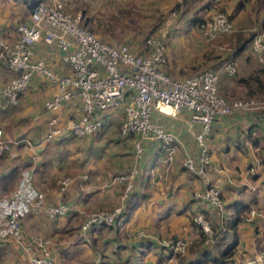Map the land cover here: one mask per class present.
Returning <instances> with one entry per match:
<instances>
[{
  "label": "crops",
  "instance_id": "crops-1",
  "mask_svg": "<svg viewBox=\"0 0 264 264\" xmlns=\"http://www.w3.org/2000/svg\"><path fill=\"white\" fill-rule=\"evenodd\" d=\"M207 5L208 1L200 6L201 10ZM226 7L232 10L230 3ZM30 9L27 0H0V39L14 40L17 24L29 22ZM197 13L201 16L204 10ZM234 17V21L239 18ZM178 24L182 25V19ZM194 27L188 26L186 32ZM174 33H179L178 29ZM166 48L171 60V43ZM31 49L32 59L42 60L54 72H68L61 62L63 52L56 44L34 43ZM188 62L183 65H190ZM252 69L237 67L233 78L219 69V74L223 72L220 91L232 98L236 78L249 76ZM12 76L0 64V85ZM259 77L264 83V78ZM57 92L52 81L36 72L16 105L0 100L2 138L10 143L0 160V197L13 191L21 173L26 172L47 203L67 207L53 220L42 214L26 215L20 240L0 239V264H30V242L34 237L50 239L53 264H144L147 252L155 264H175L177 258L193 261L207 251L219 256L230 244H234V251L225 264H264V122L255 111L223 115L212 124L204 140L210 161L209 183L221 191L223 207L218 209L194 198L205 184L183 167L185 156L196 158L201 150L195 139L200 124L191 122L187 111L181 110L175 116L153 111L152 119L173 135V141L165 146L155 138L145 139L143 153L136 159L134 146L139 135L122 134L116 127L122 108L114 109L101 132L74 137L65 128L77 112L72 103L63 102L57 111L60 130L45 140L51 115L45 102ZM133 165L137 173L127 195L126 225L96 227L88 243L81 236V223L88 214L112 209L119 203L123 184L114 178ZM64 177L70 180L61 188ZM201 208L206 209L214 233L219 235L217 240L200 242L193 215ZM137 230L145 236L133 237L132 232ZM174 238L185 241L179 253L166 245Z\"/></svg>",
  "mask_w": 264,
  "mask_h": 264
},
{
  "label": "built area",
  "instance_id": "built-area-1",
  "mask_svg": "<svg viewBox=\"0 0 264 264\" xmlns=\"http://www.w3.org/2000/svg\"><path fill=\"white\" fill-rule=\"evenodd\" d=\"M65 1L32 0L29 22L17 24L16 38L0 39V64L13 73L6 83L0 85V100L10 106L16 105L36 72L52 81L58 92L45 102L51 112L45 140L52 139L60 130L57 111L63 102L72 103L77 112L65 128L74 137L101 132L114 109L122 108L118 130L122 134L139 135L134 146L136 159L143 153L145 139L155 138L165 146L173 141V135L152 119V112L175 116L185 110L191 122L200 124L195 134L196 141L201 145L200 153L196 158L187 155L183 159L185 170L195 174L205 184L194 194V198L222 209L221 191L209 183L210 161L204 140L216 119L234 111H255L257 118L264 122V101L254 97L227 99L220 94L219 69L233 76L237 69L232 59L191 75L174 77L165 69L169 59L161 38L147 36L134 49L127 43L102 39L86 26L80 12H68ZM195 27L207 40L234 30L225 12H215L198 20ZM34 43L56 44L63 52L61 62L68 72H54L42 60L32 59L31 47ZM250 47L257 59L263 61L264 30L254 35ZM9 147L10 143L2 138L0 129V160ZM136 173L137 167L133 165L117 175L114 180L123 184L119 203L112 209L88 214L81 223L80 231L88 243L87 234L93 227L122 228L126 225L127 195ZM69 180V177H64L61 188ZM66 210L63 203H47L44 193L35 187L32 176L22 172L13 191L0 197V239L13 237L20 240L22 219L29 213L42 214L53 220ZM253 215L254 210H251L250 216ZM193 221L207 238L218 239L219 235L214 233L205 208L195 212ZM132 236L141 238L145 233L137 230L132 232ZM50 243L48 237L31 240L30 264H53ZM166 245L173 253H179L184 249L185 241L174 238Z\"/></svg>",
  "mask_w": 264,
  "mask_h": 264
},
{
  "label": "rangeland",
  "instance_id": "rangeland-1",
  "mask_svg": "<svg viewBox=\"0 0 264 264\" xmlns=\"http://www.w3.org/2000/svg\"><path fill=\"white\" fill-rule=\"evenodd\" d=\"M31 1L27 0V4L30 5ZM207 1L209 4L203 9V15H198L197 12H203L200 6ZM229 3L232 10L228 11L225 5ZM65 4L68 12H80L86 26L102 39L127 43L135 48L150 35L161 38L165 47L171 43L174 54L171 60L168 56L165 69L174 77L191 75L230 57L232 48L227 46V39L235 33L255 35L264 30V0H66ZM215 12H225L230 17L234 30L207 40L189 19L197 16L208 18ZM234 15L239 17L235 21ZM181 19L182 25H179ZM172 23L176 25L172 26ZM188 26H193L194 29L186 32ZM177 29L179 33H174ZM255 56L251 47L247 46L245 52L234 57L232 62L236 69L250 67L253 68L251 74L259 73L264 78V73L260 71L264 67V60L260 62ZM184 61L191 64L184 66ZM173 65L176 67H171ZM221 74L220 94L227 99L242 98H228L223 95L220 91ZM227 76L225 77L228 78ZM236 76L237 70L230 77ZM231 86L232 84L229 85ZM253 97L264 101V98ZM116 127L118 130V125ZM144 264H155L152 254L147 252L144 255Z\"/></svg>",
  "mask_w": 264,
  "mask_h": 264
},
{
  "label": "trees",
  "instance_id": "trees-1",
  "mask_svg": "<svg viewBox=\"0 0 264 264\" xmlns=\"http://www.w3.org/2000/svg\"><path fill=\"white\" fill-rule=\"evenodd\" d=\"M201 19H203V18L197 16V17L191 18L190 21L195 26V23ZM253 37H254L253 33H249V34L245 35V34H242L240 32H237L234 35L228 37L227 46L232 48V52L229 55L230 57H226V59L223 58V61L227 60V59L233 60V58L238 56L243 50H245L247 48V46H250V43H251ZM218 64L214 63L212 66L215 67ZM212 66H210V67H212ZM235 84H236L235 87L232 88V91H231V97L232 98L233 97L248 98V97H253V96L264 98V83L262 82V79L259 77L258 74H250L247 77H244V76L237 77L235 80ZM223 95H225V94H223ZM191 174L196 176L193 173H191ZM127 209H128V207H127ZM193 223H194V221H193ZM96 227H99V226H96ZM96 227H93L89 230V232L87 234L88 237L91 238V233L93 232V230ZM110 228H112V227H110ZM80 233H81V231H80ZM199 234H200V242H204L205 239H207V237L205 236V234L202 231H199ZM81 236L83 237L82 233H81ZM90 243H91V239H90ZM233 251H234V244H230V245H227V247L221 251L219 256H214V255H212L211 252L207 251V253H205L203 255V257L198 258V259L193 260V261L184 262L181 258H177V261L175 264H210V263L211 264H225L230 260ZM205 255H209V257H206ZM252 264H258V263H252Z\"/></svg>",
  "mask_w": 264,
  "mask_h": 264
}]
</instances>
